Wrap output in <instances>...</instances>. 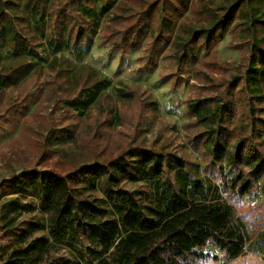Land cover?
I'll return each instance as SVG.
<instances>
[{
	"label": "trees",
	"instance_id": "16d2710c",
	"mask_svg": "<svg viewBox=\"0 0 264 264\" xmlns=\"http://www.w3.org/2000/svg\"><path fill=\"white\" fill-rule=\"evenodd\" d=\"M55 1L54 54L88 51L102 17L116 4ZM199 1L203 19L192 21L183 18L190 0H124L122 9L128 13L115 16L123 21L109 30L108 38L113 49L128 53L141 48L146 37L152 47L170 41L178 29L174 48L177 62L184 63L195 58L198 45L208 48L222 40L242 12L240 33L250 42L248 61L238 68L237 77L222 74L216 79L200 73L202 82L189 105L199 125L195 143L204 149L208 166L219 163L223 176L225 160L238 168L237 175L227 178L222 188L214 178L200 179L188 171L184 157L141 145L121 146L116 155L100 162L69 159L71 167L63 172L24 171L0 182L5 195H18L10 202V212L0 215V264H195L209 242L228 263L245 255L243 221L222 192L228 190L229 198L247 195L264 177V0H223L214 9ZM46 7L47 0H0V34L6 36L14 58H26L34 38L30 24L45 15ZM61 60L55 57L49 64L58 83L67 75L58 66ZM27 66L0 72V90L16 85L31 70ZM78 82L81 95L90 88L91 74ZM91 92L80 98L65 92L54 105L84 111L93 102ZM49 114L54 119L53 107ZM60 130L56 134L63 137L75 134L70 125ZM95 133L89 152L99 140ZM139 182L155 183L154 195L125 186ZM100 184L104 197L98 195ZM27 194L38 201L41 213L15 215L25 207L22 197Z\"/></svg>",
	"mask_w": 264,
	"mask_h": 264
},
{
	"label": "rangeland",
	"instance_id": "374dc122",
	"mask_svg": "<svg viewBox=\"0 0 264 264\" xmlns=\"http://www.w3.org/2000/svg\"><path fill=\"white\" fill-rule=\"evenodd\" d=\"M112 1L115 7L102 17L88 51L64 49L54 54L55 0H47L45 15L31 22L29 30L34 38L24 60L14 58L6 36L0 34V72H9V68L21 65L31 68L16 85L0 90V182L33 169L63 172L71 167L69 159L100 162L116 155L121 146L141 145L184 157L189 162L188 171L200 179L214 178L213 183L223 184L224 188L227 178L236 176L239 170L225 160L223 176L218 172L219 163H216L217 169L208 166L204 149L195 143L199 125L189 114V105L202 82L200 73L216 79L225 74L229 79L237 77L238 68L248 61L250 42L240 33L245 22L242 12L222 40L208 48L198 45L194 59L178 63L174 48L178 29L170 41L155 47L146 37L138 50L123 53L113 49L109 30L123 21L116 15L128 12L122 9L124 0ZM190 1L183 18L203 19L198 13L200 1ZM205 1L212 9L223 3V0ZM244 7L245 3L241 2V10ZM55 57L62 59L58 66L67 73L59 83L49 68ZM89 73L91 83L86 92L92 91L90 95L94 99L88 109L68 111L61 103L54 105L58 95L65 92L73 91L78 98L87 96L86 92L79 95L78 80ZM239 83L241 80L237 78L236 85ZM93 85L96 86L91 88ZM236 102L239 105V99ZM52 107L54 119L49 114ZM69 125L75 133L72 137H63L61 132L56 134ZM94 133L99 140L97 144L92 143L95 147L89 152ZM103 148L106 150L102 153ZM125 186L129 190L149 191L151 195L156 187L152 182ZM103 189L100 184V197H104ZM222 195L241 216L248 237L247 250L245 255L228 263L224 254L209 242L203 249L204 257L195 264H264V177L258 179V186L247 195L229 198L228 190ZM17 196L5 195L0 188V215L10 212V202ZM22 198L25 207L15 215L41 213L35 197L27 194Z\"/></svg>",
	"mask_w": 264,
	"mask_h": 264
}]
</instances>
